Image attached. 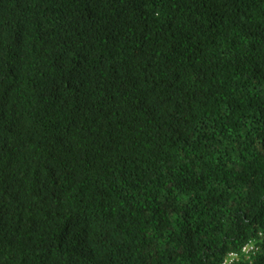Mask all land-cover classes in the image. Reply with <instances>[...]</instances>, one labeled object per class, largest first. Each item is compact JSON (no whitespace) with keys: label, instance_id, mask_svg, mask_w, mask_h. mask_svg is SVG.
<instances>
[{"label":"trees","instance_id":"trees-1","mask_svg":"<svg viewBox=\"0 0 264 264\" xmlns=\"http://www.w3.org/2000/svg\"><path fill=\"white\" fill-rule=\"evenodd\" d=\"M233 252L264 264V0H0V264Z\"/></svg>","mask_w":264,"mask_h":264},{"label":"built area","instance_id":"built-area-1","mask_svg":"<svg viewBox=\"0 0 264 264\" xmlns=\"http://www.w3.org/2000/svg\"><path fill=\"white\" fill-rule=\"evenodd\" d=\"M247 247L246 252H243L245 259L247 260H252V256L254 254V252H256L258 250V247L254 244H247L246 246H244L243 248ZM230 253L227 258L222 262V264H234L236 262H238L240 256L238 253Z\"/></svg>","mask_w":264,"mask_h":264},{"label":"clouds","instance_id":"clouds-1","mask_svg":"<svg viewBox=\"0 0 264 264\" xmlns=\"http://www.w3.org/2000/svg\"><path fill=\"white\" fill-rule=\"evenodd\" d=\"M247 247L241 249L242 252H246ZM235 254V253H234Z\"/></svg>","mask_w":264,"mask_h":264}]
</instances>
